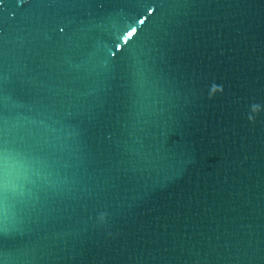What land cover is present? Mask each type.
Segmentation results:
<instances>
[{"label":"water","instance_id":"1","mask_svg":"<svg viewBox=\"0 0 264 264\" xmlns=\"http://www.w3.org/2000/svg\"><path fill=\"white\" fill-rule=\"evenodd\" d=\"M69 2L0 10V217L28 264H264V0L164 9L138 92L107 68L135 0Z\"/></svg>","mask_w":264,"mask_h":264},{"label":"snow or ice","instance_id":"2","mask_svg":"<svg viewBox=\"0 0 264 264\" xmlns=\"http://www.w3.org/2000/svg\"><path fill=\"white\" fill-rule=\"evenodd\" d=\"M137 9L140 13L131 18L130 22H125L122 30L116 33L113 41V49H109L108 74L118 83L130 88L133 92H138L145 87H158L161 80L160 65L151 60L144 64L133 66L131 64L132 53L145 40L151 39L156 32H162L164 28L162 13L169 7L181 6L180 0H135ZM20 6L32 8L63 9L74 7L69 0H17ZM4 0H0V10H2ZM156 14L155 16L153 14ZM152 17V21L147 28L144 27L145 21ZM48 25L51 31L59 36L61 40L69 37L72 32L73 21L68 16L57 11L50 15ZM139 29V32H138ZM216 83H214V86ZM222 91V87H221ZM259 107L264 110V103L252 102L250 109ZM5 108L0 104V133L6 124L3 113ZM7 142L0 135V151H6ZM145 165L154 163L150 154L145 155L141 161ZM105 219L102 213L99 220ZM19 230L11 228L6 217H0V264H28L31 260L29 250L18 246L16 241L20 236Z\"/></svg>","mask_w":264,"mask_h":264}]
</instances>
